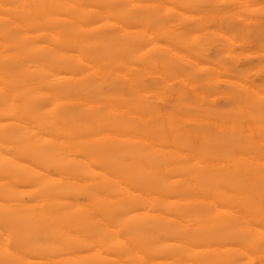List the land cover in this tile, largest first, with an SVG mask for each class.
I'll return each mask as SVG.
<instances>
[{"label": "bare ground", "instance_id": "bare-ground-1", "mask_svg": "<svg viewBox=\"0 0 264 264\" xmlns=\"http://www.w3.org/2000/svg\"><path fill=\"white\" fill-rule=\"evenodd\" d=\"M0 264H264V0H0Z\"/></svg>", "mask_w": 264, "mask_h": 264}]
</instances>
